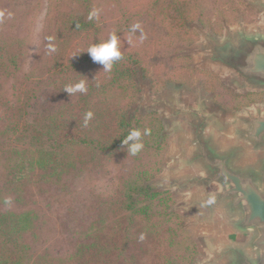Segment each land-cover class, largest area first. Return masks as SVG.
<instances>
[{
  "label": "trees",
  "instance_id": "1",
  "mask_svg": "<svg viewBox=\"0 0 264 264\" xmlns=\"http://www.w3.org/2000/svg\"><path fill=\"white\" fill-rule=\"evenodd\" d=\"M51 1L42 43L32 54L29 35L0 34V80L11 82L7 90L0 88V264L190 262L196 249L182 219L168 212L170 195L155 192L148 183L161 171L168 149L161 120L155 112L126 114L134 101L137 67L146 64V52L133 43L136 4ZM113 33L119 37L122 58L106 71L87 50ZM81 80L85 92L69 95L64 90ZM48 91L55 98L39 107L38 100ZM88 112L92 118L85 127ZM133 129L150 130L142 135L143 148L135 155L123 145ZM94 170L102 172L91 179L96 216L73 251L35 254L31 239L39 213L31 207L34 190L42 193L44 186ZM179 248L182 252L172 253Z\"/></svg>",
  "mask_w": 264,
  "mask_h": 264
},
{
  "label": "rangeland",
  "instance_id": "2",
  "mask_svg": "<svg viewBox=\"0 0 264 264\" xmlns=\"http://www.w3.org/2000/svg\"><path fill=\"white\" fill-rule=\"evenodd\" d=\"M261 1L133 0L136 4L133 25L139 26L133 43L146 52V64L137 67L134 101L128 104L126 114L141 117L155 112L161 120L168 149L161 171L148 183L155 192L170 195L168 212L178 215L190 234L196 253L186 264H210L207 238L218 231L198 224L203 214L187 206L196 195L178 189L169 179L175 170L183 135L172 128L169 112L159 101H179L187 108L204 105L206 112L218 118L227 136L233 132L239 115L255 112L257 107L264 108V90L242 87L230 72L211 64L207 52L209 41L223 43L242 32L264 30ZM51 2L0 0V13H3L0 34L29 35L32 54L42 43ZM32 61L29 58L24 68L28 69ZM10 84L0 80L3 90ZM54 98L55 92L48 91L37 104L45 108ZM101 175L102 172L94 170L80 177L67 176L61 184L44 186L42 193L34 190L31 207L39 213L36 236L31 239L35 254L60 256L73 251L77 238L96 216L91 179Z\"/></svg>",
  "mask_w": 264,
  "mask_h": 264
},
{
  "label": "water",
  "instance_id": "3",
  "mask_svg": "<svg viewBox=\"0 0 264 264\" xmlns=\"http://www.w3.org/2000/svg\"><path fill=\"white\" fill-rule=\"evenodd\" d=\"M207 52L242 87L264 90V30L209 41ZM159 103L183 135L169 179L196 195L187 206L203 214L198 224L218 231L207 238L210 264H264V108L239 115L227 136L204 105Z\"/></svg>",
  "mask_w": 264,
  "mask_h": 264
},
{
  "label": "clouds",
  "instance_id": "4",
  "mask_svg": "<svg viewBox=\"0 0 264 264\" xmlns=\"http://www.w3.org/2000/svg\"><path fill=\"white\" fill-rule=\"evenodd\" d=\"M93 15H98V13H93ZM3 17V13H0V18ZM138 25H133L132 30L135 31ZM53 37H48L51 41ZM49 51H54L55 47L51 43L48 45ZM94 62H101L103 64V69L110 71L114 62L119 61L122 58V53L119 46V37L113 33L105 42L98 44H93L87 50ZM66 92L71 95L76 92H85L87 90L86 84L83 80L78 83L68 85L64 88ZM92 118V113L88 112L84 118V126L86 127L88 121ZM149 129H145L143 133L139 129L131 130L127 137L123 140V145H128L129 152L132 155L137 154L142 148L143 143L141 140L142 135H148ZM9 201H6V203Z\"/></svg>",
  "mask_w": 264,
  "mask_h": 264
}]
</instances>
